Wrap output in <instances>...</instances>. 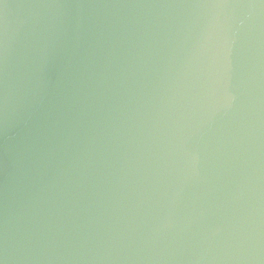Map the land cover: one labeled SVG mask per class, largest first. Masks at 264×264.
Instances as JSON below:
<instances>
[{"label": "water", "instance_id": "95a60500", "mask_svg": "<svg viewBox=\"0 0 264 264\" xmlns=\"http://www.w3.org/2000/svg\"><path fill=\"white\" fill-rule=\"evenodd\" d=\"M0 264H264V0H0Z\"/></svg>", "mask_w": 264, "mask_h": 264}]
</instances>
